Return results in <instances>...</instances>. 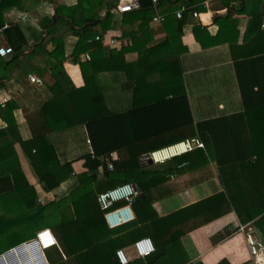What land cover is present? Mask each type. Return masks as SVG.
I'll list each match as a JSON object with an SVG mask.
<instances>
[{"label": "trees", "instance_id": "1", "mask_svg": "<svg viewBox=\"0 0 264 264\" xmlns=\"http://www.w3.org/2000/svg\"><path fill=\"white\" fill-rule=\"evenodd\" d=\"M137 1L139 8L124 13L120 25L124 37L132 35L131 48L120 51L107 48L96 39H104L118 28L111 9L104 17L99 15L103 0H93L88 7L81 4L67 7L54 2V16L40 22V32L30 29L35 39L28 54L26 51L31 46L25 30L19 24L6 26L5 14L13 9L29 12L40 0L0 1V31L13 49L9 58L0 57V87H4L3 81L9 80L15 70L21 77H29L34 68L52 93V98L39 112V126L43 131L33 130V139L28 142H24L18 132L14 116L16 104L10 102L0 109V116L7 124L5 129H0V203L8 208L13 206L11 217L0 214V226L5 223L23 225L20 233L0 240V256L35 240V230L50 228L57 236L59 247L45 251L49 264H120L117 251L135 241L139 226L147 223L150 217L155 218V226L160 227V233L154 239L155 252L129 264H171L166 247L175 244L171 233L175 224L186 222L194 230L232 212L241 223L256 228L264 246V99L261 105L253 106L254 102L251 108L245 105L250 111L248 125L253 126L252 141L249 142L241 135L240 115L196 118L183 79L181 61L182 53L187 50L181 45L186 21L181 18L174 25L166 18L159 24L167 30L173 26L177 35L149 44L143 41L144 30L151 28L157 5L153 0ZM200 1L203 3L204 0H178V4L179 7L185 5L189 11L201 5ZM250 1L242 2L246 5ZM252 3L256 7L253 9L254 24L264 17V0H252ZM199 9L201 7H197ZM221 21L217 22L221 25L219 37L222 38ZM130 26H137V31L130 34L126 30ZM138 33L142 36L138 37ZM194 35L205 46L206 28L196 24ZM261 36L264 42V31ZM70 37L78 39L72 60L81 67L85 80L82 88L73 84L63 66L66 42ZM50 45L52 49L48 48ZM133 52L137 53L136 58L130 61L129 55ZM85 53L90 55L89 62L81 60ZM37 61H45V65L36 67ZM235 62L238 67L239 63ZM239 82L245 103L248 99L264 97L260 96V93L264 94V79L254 83L253 87L259 90L257 93L254 88L243 86L241 78ZM119 105L125 108L116 111L115 107ZM80 127L86 129L90 149L80 153L78 159L85 161L87 172L74 175L72 162L61 161L58 149L50 143L48 136ZM232 136L234 141L230 139ZM192 139H199L204 148L160 164L142 162L144 156ZM18 144L29 157L43 191L52 192L72 181L57 201L38 202L37 191L29 184L21 167ZM111 154L119 157L114 171L105 161ZM215 161L224 192L160 218L153 203L163 187L172 186L166 188L171 189L167 195L175 191L176 182L170 183L171 177L199 175L205 170L213 175L211 162ZM124 184H133L140 192L133 202L137 218L110 228L98 196ZM206 214L210 216L201 218ZM195 217L201 218L200 224H193Z\"/></svg>", "mask_w": 264, "mask_h": 264}, {"label": "crops", "instance_id": "2", "mask_svg": "<svg viewBox=\"0 0 264 264\" xmlns=\"http://www.w3.org/2000/svg\"><path fill=\"white\" fill-rule=\"evenodd\" d=\"M103 1L98 10L99 15L104 17L111 9L118 25V28L112 30L104 37L113 40L115 44L108 45L105 43L104 46L119 51L126 47L131 48L133 44L132 35L124 37L120 29L124 15L118 12V6L134 0ZM153 1L157 5L155 8L156 16H166L174 25L180 20L176 17V13L184 5L182 4L179 7L178 0ZM54 2L67 7H74L78 4L88 7L93 0H40V3L29 12L17 9L7 12L5 14L6 26L19 24L25 30L31 46L26 51V54L32 50L35 39L30 29L34 28L40 32V22L45 18L54 16ZM200 4L185 12L182 17L186 24L182 28L181 45L182 49H187L181 55L184 69L183 79L193 115L196 118L198 117L199 120L201 117L218 119L222 116L233 117L240 115L242 116L241 123L243 124L241 131L243 140L252 141L250 132H252L253 126L251 125L250 127L248 125L250 120L247 114H250V111L245 105L250 108L252 102H254L253 106L256 104L261 105L264 97H258L253 101L248 99L245 103L240 92L239 79L241 78L243 86L251 90L254 88L255 82L259 83L264 79V61L262 60L264 42L261 36L264 31V17L258 20L259 22L252 24L254 19L253 9L256 8L252 0L246 5L243 2L233 4L231 0H204L203 3L200 1ZM197 7H201V9L197 10ZM239 7L242 8L235 12V9ZM194 12H197L199 16L194 17ZM218 20L223 22L222 38L219 37L221 25L217 22ZM196 24L207 30V36L203 38L205 46L194 35V26ZM150 27L148 29L145 28L146 34L143 37L145 38L143 41H148L149 44H154L165 38L171 39L177 35V30L173 26L167 30L164 29L162 24L151 22ZM137 29V26L126 28L130 34L137 31ZM1 40L2 38L0 37V42ZM218 40L221 42H217ZM77 41L78 39L75 37H70L67 40L65 47L66 60L63 66L73 84L77 88H82L85 85V80L81 67L78 64H74L72 60ZM48 48L52 49V46L50 45ZM136 54V52H133L132 55H129V60L133 61L136 58ZM86 55L89 54L85 53L81 56L83 62L90 61L86 59ZM235 61L239 63L238 67H236ZM34 65L43 67L45 61H37ZM30 71L29 75H35L40 78L34 68ZM20 75L15 70L9 80L3 81L5 85L0 87V101L5 96H9L11 98L10 102L16 104L17 108L14 111V116L18 132L23 141L28 142L33 139V130L43 131L42 127L39 126L41 122V113L39 112L42 106L52 98V93L44 83L40 85L32 84L28 76L21 77ZM254 91L257 93L259 91L258 87L255 86ZM252 95L254 96L253 93ZM261 95L264 94L260 93ZM6 127L7 124L0 116V129L3 130ZM48 138L50 143L58 149L61 161L63 163L72 162L74 175H81L87 172L84 160H78L82 153H86L90 149L84 127L52 133ZM230 139L233 140V136ZM17 151L25 177L37 191L38 202H40L39 199H44L46 203L57 201L61 198L62 192H66L72 181L68 186L64 184L52 192L43 191L40 178L21 144L17 145ZM211 167L214 172L213 175L209 170H205L203 174L199 175L192 173L183 176L180 174L176 177L172 176L169 181L170 183L172 181L176 182L173 188L175 191L167 195V192L171 189L166 188L172 186L163 187V190L157 193L159 198L153 203V209L158 216L160 218L168 217L183 208L195 205L224 192L219 173H216V161L211 162ZM83 169H86V171H83ZM12 208L13 206L8 208L0 203V214L11 217L10 211H12ZM133 211L137 218L134 208ZM208 216L210 215L206 214L201 216V218ZM201 218H196L192 221L194 222L193 224H200ZM154 222L155 218L149 217L147 223L139 226V231L134 237L135 241L128 247L122 248L131 258V261L138 259L132 248L136 241L149 238L154 243V239L157 238L156 235L160 233V227H156ZM165 227L166 225L164 229ZM22 229L23 225L21 223H5V225L0 226V240L10 234L20 233ZM37 232L38 230H35L34 234H37ZM171 233L174 236L175 244L166 247L171 264H221L224 262V264H252L255 262L264 264V246L258 231L251 224L241 223L234 212L213 222L203 224L194 230L191 229L189 223H178L173 226ZM43 255L47 264H49L44 253ZM9 260L6 259L7 264H41L29 250L22 252L21 255L17 253L16 258L11 257Z\"/></svg>", "mask_w": 264, "mask_h": 264}, {"label": "built area", "instance_id": "3", "mask_svg": "<svg viewBox=\"0 0 264 264\" xmlns=\"http://www.w3.org/2000/svg\"><path fill=\"white\" fill-rule=\"evenodd\" d=\"M1 1V0H0ZM233 4H238L243 0H231ZM139 8V2L137 0L129 1L124 5L118 6V12L121 14L130 13ZM187 7L184 5L176 13V17L181 19L183 14L187 11ZM194 17H198L197 12L193 13ZM166 20V16H155L153 18L154 23H163ZM0 37L2 38L0 42V57L9 58L13 54V49L4 40L2 31H0ZM97 40H101L103 44L107 43L109 45H114L113 40L107 38L101 39L99 37ZM86 59L90 60L89 55H86ZM29 81L32 84L40 85L42 80L35 76L30 75ZM11 98L5 96L0 101V109H4L10 102ZM90 143V141H88ZM204 148L203 143L199 139L186 140L164 149L158 150L149 154V156H144L142 158L143 163H154L160 164L164 163L173 158L179 157L181 155L192 152L196 149ZM158 156V157H157ZM119 160L117 154H111L107 157L105 161L108 164V168L111 171L115 169V162ZM140 196V192L133 184H124L110 189L98 196V202L101 209L105 212V220L110 228H116L136 220V215L133 211V202ZM126 202V204L121 205L120 203ZM35 241L41 251H46L53 247H59L58 239L55 233L51 229H42L37 232ZM137 258H146L155 252V245L153 241L149 238H143L134 243L132 246ZM254 253V252H253ZM118 261L120 264H129L131 258L128 256L125 250L119 249L116 253ZM63 257H66L63 254ZM252 264H257L252 263Z\"/></svg>", "mask_w": 264, "mask_h": 264}, {"label": "water", "instance_id": "4", "mask_svg": "<svg viewBox=\"0 0 264 264\" xmlns=\"http://www.w3.org/2000/svg\"><path fill=\"white\" fill-rule=\"evenodd\" d=\"M149 156V155H147ZM30 248V251L33 253V256L40 261L41 264H47L45 257L43 255V252L41 249L38 247L37 243L35 240L28 244H21L14 249L6 252L5 254L0 256V264H7L6 259H10L11 257L16 258V252L18 254H22V252H27V249Z\"/></svg>", "mask_w": 264, "mask_h": 264}, {"label": "rangeland", "instance_id": "5", "mask_svg": "<svg viewBox=\"0 0 264 264\" xmlns=\"http://www.w3.org/2000/svg\"><path fill=\"white\" fill-rule=\"evenodd\" d=\"M107 36V35H106ZM107 44H108V41H107ZM109 45V44H108ZM42 80V79H41ZM120 104V103H119ZM116 108V111H118V109L119 110H123L125 107H124V105L122 106V105H119V106H117V107H115ZM70 150H73V149H70ZM85 162V161H84ZM143 162V161H142ZM85 164V163H84ZM83 164V165H84ZM83 171H86V169H83ZM40 200V202L39 203H41V204H44L45 203V201H44V199H39ZM15 213H16V215L18 216V211L16 210L15 211ZM19 213L21 214V212L19 211ZM23 213V212H22ZM12 216V215H11ZM18 218V217H17ZM28 250H30V248H28ZM43 253L45 254V251H43Z\"/></svg>", "mask_w": 264, "mask_h": 264}, {"label": "bare ground", "instance_id": "6", "mask_svg": "<svg viewBox=\"0 0 264 264\" xmlns=\"http://www.w3.org/2000/svg\"><path fill=\"white\" fill-rule=\"evenodd\" d=\"M158 157V156H157ZM28 250V249H27ZM30 251V250H29ZM18 252H16V254H17ZM9 260V259H8ZM10 261V260H9Z\"/></svg>", "mask_w": 264, "mask_h": 264}]
</instances>
